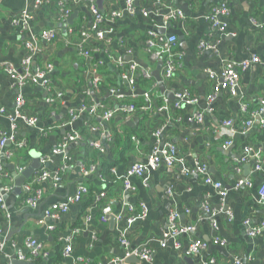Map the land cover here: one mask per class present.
<instances>
[{
	"label": "crops",
	"instance_id": "crops-1",
	"mask_svg": "<svg viewBox=\"0 0 264 264\" xmlns=\"http://www.w3.org/2000/svg\"><path fill=\"white\" fill-rule=\"evenodd\" d=\"M64 1L0 0V109L6 110L4 114L0 112V133L2 130L11 133L10 115H13L15 99L19 94L26 100L24 110L38 118L36 127L19 126L16 137L24 140V145H7L15 155L5 167L12 177L13 188L6 194L7 212L0 208V241L3 243L0 264H11L19 252L27 253L26 239L29 236L41 243L48 253L35 260L37 264H84L86 260L91 264H111V259L124 256L126 247L120 242L121 234L125 235L130 249L147 245L153 251L152 260L140 264H233L235 259L242 264H264V231L251 236L244 223L250 219L252 225H259L264 220V203L258 197L264 175L262 171L255 170L256 161L252 156L241 161L246 156V146L264 153V128L258 118L246 134L240 130L233 133L223 125L225 118L239 124L249 117V113L241 110V100L247 102L249 111L259 106V101L264 99V69L259 63H253L240 72L241 93L232 95L221 90L212 103L207 98L213 87L208 70L219 71L226 59L242 61L258 55L264 61V0H228L227 21L236 35L225 37L209 35L210 23L206 19L211 7L222 0H163L168 5L181 8L185 19L171 23L163 31L177 35L175 49L182 53V57L175 74L156 89H152V82L144 85L137 82L136 91L132 93L120 77V69L113 58L105 53L99 55L106 65L100 69L103 87L100 85L94 95L98 100L106 101L113 110L121 109L127 107L132 98L142 101L144 92L150 91L154 103L161 109L131 113L116 111L113 117L116 129L113 132L121 136L137 134L139 141H132L131 147L122 155L112 151L115 146L106 144L103 155L107 162L90 175H84L81 164L99 162L98 152L89 147L85 132L98 118L85 111L79 113L71 124L67 121L69 112L80 108L91 86V74L85 72L89 66L77 53L74 43L79 37V30L90 29L92 15L89 4L84 1L67 4L69 15H65ZM155 2L135 0L138 8L153 11L156 16L149 14L145 17L139 9L135 15H125L111 24L113 33L109 50L113 57L128 58L126 49L131 48L132 57L139 65L152 71L161 67L162 77L161 59L153 60L145 45L150 27L160 30L164 22L165 12L161 14L162 7H156ZM124 7L125 0H104L101 10L108 15L114 10H124ZM26 8H33L34 18L27 29L21 30L14 27L12 20ZM251 18L263 26L253 24ZM45 29L57 30L60 37L47 42L40 36ZM32 38H36L41 47V53L36 56L32 67L46 62H51L54 67L46 77L51 83L48 89L39 84L19 87L3 69V64L7 63L21 65L27 54L25 42ZM67 38L71 44L65 42ZM201 41L215 44V47L202 51L199 48ZM95 43L92 41V45ZM153 78L158 82L155 76ZM112 88L116 89V94L110 92ZM182 90L196 96L197 103L176 108L174 95ZM55 93H62V96L57 104H50L47 99ZM163 95L167 100L163 99ZM53 109L55 113H52ZM195 111L204 114L203 122L191 119ZM41 128L47 134L41 132ZM158 130L160 135L156 136L154 132ZM74 131L80 132L83 140L71 141L64 154L52 155L44 165L51 172L61 169V181L57 184L51 181L34 183V187L41 189L42 196L38 205L31 207L24 201L26 191L23 185L33 180L42 171L43 165L25 181L23 172L17 171L18 165H24L26 169L32 162L30 152L48 154L52 147ZM228 140H232L233 144L224 147ZM157 143L174 145L179 157L188 166L195 161H204L209 166V174L222 181L227 196L223 199L215 188L204 182L202 176L185 175L180 164L169 166L165 162L156 169H148L144 177H130L135 189L125 190L128 167L134 162L145 161ZM24 159L25 163L20 164ZM240 178H250L252 187L236 188ZM17 181L22 182L19 193L15 191ZM80 184L86 185L89 192L79 203L71 204L58 219L45 218L48 207L67 201ZM100 190L107 192L103 203H110L113 208L106 221L102 219V201L95 200ZM204 205L224 212L209 213ZM226 211L232 214L231 219ZM173 213L177 214L179 225L194 227L178 237L180 248H176L172 240L166 246L161 245ZM118 215L124 217L119 220ZM129 215L134 217L130 223L127 221ZM51 225L53 229L49 228ZM216 237L225 240L226 244H215ZM196 239L205 240L209 243L208 247L199 255L187 254L189 243ZM66 241L71 242L73 247L69 256L64 255ZM122 264L131 263L125 260Z\"/></svg>",
	"mask_w": 264,
	"mask_h": 264
},
{
	"label": "built area",
	"instance_id": "built-area-1",
	"mask_svg": "<svg viewBox=\"0 0 264 264\" xmlns=\"http://www.w3.org/2000/svg\"><path fill=\"white\" fill-rule=\"evenodd\" d=\"M82 1L89 4V10L92 15V23L90 29L79 30V37L74 43V47L77 53H79L83 57L86 65L89 66L85 70V72H89L91 74V86L89 89H87L84 96V101L82 102L80 108L71 110L69 112L67 123L71 124L73 120L78 117L79 113L90 111L92 114L96 115L99 122L91 125L88 130L93 133H100L103 138H109L111 133L108 129V122L116 115V111L120 110L124 111V113H131L135 111V106L133 104H128L127 107L113 110L103 104L100 100H98L96 96H94L95 91L98 90L101 85L100 69L106 65L105 60L99 58V55L101 53H105L107 57L113 58L114 63L120 69V77L128 84L131 92L134 93L137 87V79L139 77H142L144 79H152L151 77H153V71L149 67H143L136 62V60L132 57L131 48L126 49V53L129 55L128 58L121 56L113 57L111 51L109 50V43L112 40L110 36L113 33L111 24L125 15H135V13L139 11V9H141V12L145 17H148L149 14L151 16H156L157 13L153 11H147L140 7L138 8L135 4V0H125L124 10H114L108 15L99 8L96 0H65L64 2H62L64 14L69 15V9L66 8L67 4L78 3ZM154 5L156 7H162L160 12L161 14H164L165 12V17L163 18L164 22L161 26L162 29H156L155 26L150 27L145 38L146 50L149 53L150 57L153 60L161 59L163 61L162 79L158 82H155V80L153 79L152 89H156L159 85L163 86L164 80L170 79L175 74L179 59L182 57V53L175 49V45L178 39L177 35L173 33H163V31L168 28L171 22H176L179 20L183 21L185 19V13L179 7L168 5L164 3L163 0H156ZM229 9L230 8L228 0H222L221 2L211 7L206 16L207 21H209L210 23L209 35L217 34L220 37L236 35V32L230 29L229 23L227 21ZM33 18V8H26L18 16L14 17L12 22L14 27L24 30L30 26ZM251 22L259 27L263 26L254 18H251ZM71 31L72 30H69L68 32ZM183 31L188 33L185 28H183ZM40 36L47 42L55 41L60 37L58 31L55 29H45L41 32ZM92 41H96L95 45H92ZM65 42L67 44H71L69 38H67ZM25 46L27 49V54L23 59L21 65L15 66L12 63H7L3 64V69L9 74L11 79L19 87H23L29 84H39L42 87L48 89L51 83L48 79H46V77L53 71V64L51 62H46L45 64H35L36 66L32 67L36 56L41 53V47L37 43L36 38H32L29 41H26ZM214 47L215 44L207 43L206 41H201L199 44V48L202 51ZM253 63H259L264 69V61L261 59V57H259L258 55H252L251 57H248L242 61L226 59L222 63L220 70L217 72L208 70L207 72L209 78L213 81L212 91L207 97L208 101L212 103L215 100L217 93H219V91L221 90L228 91L232 95L241 93L240 72L246 70ZM115 90L116 89L112 88L110 89V92L112 94H116ZM61 96L62 93L50 94L47 100L50 104H57ZM143 97L145 98L147 104L142 106L141 109L147 110L153 107L156 109H161V107H158L157 104L154 103L155 101L152 99L150 91L144 92ZM174 97V106L176 108L182 106L183 104L194 105L198 101V98L188 90L177 91ZM163 99L167 100L166 96L163 95ZM25 101V97L22 94H19L16 97L13 115H10V118L12 119L11 133L6 132L5 130H2L0 133V208L6 212V194L7 192L11 191L13 187L11 184L12 177L7 172L5 167L6 163L10 162L15 155V152L11 148H7V145L10 143L16 147H19L25 144L24 140H18V138L16 137L20 125L23 124L27 127H36L38 125V118L35 115L29 114L24 110ZM259 102L260 103L257 108L249 111L247 102L245 100H241V110H243L242 112L244 113H249V117L241 120L239 124H237L230 118H225L223 119V125L230 128L233 133L240 130L241 133L246 134L253 127L255 118H258L260 126L264 128V99H261ZM0 112L4 114L6 110L1 108ZM52 113H55L54 109L52 110ZM191 119L196 120L197 122H203L204 114L202 112L195 111L191 114ZM41 132L47 134L46 130L42 128ZM154 134L156 136L160 135V130L154 132ZM132 139H134L136 143L139 141V138L136 136H132ZM75 140H83V135L78 131L67 134L63 142L52 147L50 153L42 156V171H40V173L38 172V174L33 177V180L25 182L23 185V189L26 191V197L24 199L25 203H27L31 207H36L40 201L42 191L41 189L34 187V183L51 181L54 184H57L61 181V169L51 172L45 169L44 165L50 161L52 155L54 156L64 154L68 144L71 141ZM232 144L233 141L228 140L226 141L224 147L231 146ZM90 145L101 152L104 151L100 140L90 141ZM245 153L246 156L242 157L241 161H245L247 158L249 159V157L247 156H252V158H254L256 161L255 170L262 171L264 175V153L261 151H256L252 146H246ZM163 162H165L169 166L175 165L176 163L180 164L181 169L185 175L202 176L204 182L215 188L218 194L223 199L227 196L228 192L224 188L222 181L214 178L209 174V166L204 161H195L192 166H188L184 164V160L179 157L178 150L174 145H161L160 143H157L156 146L153 147L145 161L134 162L128 167V171L124 179L125 190L129 191L135 189V186L130 182V177H144L148 169H156ZM63 167L66 168L67 165H64ZM81 168L84 175H90L96 171L97 166L92 165L90 168H87L85 164L82 163ZM24 169V165H18L17 167V171L20 173H22ZM237 170L240 171V168H237ZM5 178L8 179V182L2 183L3 179ZM252 185L253 182L250 178H240L236 183V188L244 186L252 187ZM88 192L89 188L84 184H80L76 192L71 197H69L67 201L54 203L50 207H48L45 211V218H60L62 214L66 213L69 210L71 204L79 203ZM258 197L259 201L264 203V183L258 188ZM106 198L107 192L105 190H100L95 195L96 201H102L101 210L102 219L104 221H106L109 218L110 214L113 213L111 204L103 203V200ZM204 208L207 212H212L213 214H220L224 212L222 209L218 211L211 209L209 205H204ZM226 212L228 214V218L231 219L232 214L230 213V211ZM123 217V215H118L119 220ZM176 218V213L170 215V225L168 227V232L165 234V237L161 239L162 246H166L167 243L172 240L175 247L180 248L181 242L179 241L178 237L194 229V227L191 225H179L176 222ZM133 220L134 217L132 215L127 216V221L129 223ZM244 223L247 226V233L251 236L260 235L264 231V220L259 225H252V221L250 219H246ZM214 227L216 228L217 226L214 224ZM49 228L53 229V226L51 225L49 226ZM77 231L78 230L76 229L75 232ZM1 234L2 230L0 229V237ZM120 242L126 247L124 256L122 258L111 259V264H122L126 260V258L130 256H136L141 262H150L152 260L153 251L147 245L130 249L129 242L125 238L124 234H121ZM214 243L224 245L226 244V241L216 237L214 239ZM66 244L67 245L64 250V255L69 256L73 250V247L71 242L66 241ZM208 245L209 243H207L205 240H193L189 243L186 249V253L189 255H199L208 247ZM2 247L3 243L0 241V248ZM26 247L28 249L27 253L19 252L16 256L19 260L33 262L40 257L47 256L48 254L45 251L44 246L36 239H33V237L31 236L27 237L26 239ZM212 262H214V259ZM83 263L91 264L88 262V260L84 261ZM233 264H242V262L239 259H235Z\"/></svg>",
	"mask_w": 264,
	"mask_h": 264
},
{
	"label": "trees",
	"instance_id": "trees-1",
	"mask_svg": "<svg viewBox=\"0 0 264 264\" xmlns=\"http://www.w3.org/2000/svg\"><path fill=\"white\" fill-rule=\"evenodd\" d=\"M173 22H175V21H173ZM173 22H171V23H173ZM152 79H144V78H142V77H139L138 79H137V82L139 83V84H142V85H144V84H151V82H152V84H153V77H151ZM150 81V82H149ZM101 87H103V84L101 85ZM144 98V97H143ZM103 104H105L106 106H108V107H110L111 109H112V107L111 106H109L107 103H106V101H101ZM129 104H133L134 106H135V111H146V112H152L153 111V108H151V109H147V110H143V109H141V107L142 106H144V105H146L147 104V102H146V100H145V98L142 100V101H140V102H138V101H136L134 98H132L129 102H128ZM178 108H181V106L180 107H178ZM114 121V118H112L109 122H108V129H109V131H110V133H111V135H110V137L109 138H103L101 135H100V133H93V132H85V133H87V135L85 136V140H89V143H88V145H89V147L91 148V149H95L97 152H98V161L99 162H94V163H87V164H85V166L87 167V168H90L92 165H96L97 167H100L101 165H105V162H107V160L105 159V156L103 155L104 154V152H101V151H99L98 149H96L95 147H93V146H91L90 145V141H95V140H100V142H101V144H102V146H103V148H104V151H105V149H106V144L107 145H111V146H115V148H112V151L113 152H115V153H117V154H119V155H122V154H125L126 152H127V150L131 147V142L133 141V142H135L134 141V139H132V136H136V137H138L139 138V136L137 135V134H133L132 136H130V135H124V136H121V135H119L118 133H115V132H113V130L114 129H116L115 127H114V125H115V122H113ZM99 122V120L98 119H96V122L95 123H98ZM115 133V134H114ZM129 147V148H128ZM25 163V159L20 163V164H24ZM107 174H109V171L107 170ZM3 182L4 183H7L8 182V179H3Z\"/></svg>",
	"mask_w": 264,
	"mask_h": 264
},
{
	"label": "water",
	"instance_id": "water-1",
	"mask_svg": "<svg viewBox=\"0 0 264 264\" xmlns=\"http://www.w3.org/2000/svg\"><path fill=\"white\" fill-rule=\"evenodd\" d=\"M97 5L99 6L100 9L103 8V3L104 0H96ZM71 18V17H70ZM163 63L162 60H160V65ZM161 67L156 70L153 71V76H155V78L160 81L162 79L161 77V72H160ZM163 90V92L165 91L164 87L161 88ZM175 99V98H174ZM30 155L32 157V162L30 163V165L23 171L22 176H23V181H25V179L29 178L34 171L40 169L42 167V162H41V158L44 155L41 152L38 151H33L30 152ZM16 175V174H15ZM21 184L22 182L17 181V188H16V192L19 193L21 190ZM126 261L129 263H141V261L139 260V258H137L136 256H130L128 258H126ZM13 264H37L36 262H32V261H22L19 260L16 256L12 261Z\"/></svg>",
	"mask_w": 264,
	"mask_h": 264
}]
</instances>
